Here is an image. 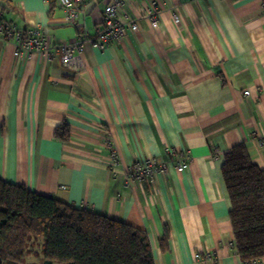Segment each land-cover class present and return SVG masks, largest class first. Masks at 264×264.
Masks as SVG:
<instances>
[{"label":"crops","instance_id":"crops-1","mask_svg":"<svg viewBox=\"0 0 264 264\" xmlns=\"http://www.w3.org/2000/svg\"><path fill=\"white\" fill-rule=\"evenodd\" d=\"M153 1L157 28L143 15ZM109 2L79 4L75 23L56 0H0V14L9 27L40 29L52 46L95 34ZM120 12L138 28L105 49L85 43L80 73L52 50L18 55L16 40L0 36V178L144 229L155 264H244L222 165L244 143L264 168L260 0H132ZM61 125L66 142L55 136ZM107 142L123 168L166 162L169 148L191 160L183 172L172 166L127 185ZM207 253L214 260L197 256Z\"/></svg>","mask_w":264,"mask_h":264},{"label":"trees","instance_id":"trees-1","mask_svg":"<svg viewBox=\"0 0 264 264\" xmlns=\"http://www.w3.org/2000/svg\"><path fill=\"white\" fill-rule=\"evenodd\" d=\"M55 134L63 142L70 138L67 125ZM222 174L234 247L252 264L264 257V168L241 143L225 154ZM32 236L42 239L36 264H155L144 229L0 178V264L24 262ZM167 240L166 230L163 250Z\"/></svg>","mask_w":264,"mask_h":264},{"label":"built area","instance_id":"built-area-1","mask_svg":"<svg viewBox=\"0 0 264 264\" xmlns=\"http://www.w3.org/2000/svg\"><path fill=\"white\" fill-rule=\"evenodd\" d=\"M64 11V19L67 23H75L78 17L79 4H84L89 0H56ZM132 0H111L104 6L103 18L95 34L90 35L88 32H83L78 39L74 41L56 42L52 46L49 45L47 36L36 27L28 29H19L9 27L4 23L0 14V36L9 40H16V53L18 55L24 53L29 57L34 55H45L50 50L57 54L62 65L76 73L83 72L87 69L84 58L85 43H89L98 49L110 47L113 43L123 37L126 29L136 30L138 21L135 18H130L126 13H121L120 9L125 7ZM134 1V0H133ZM262 10L264 11V0H260ZM85 10L83 14H85ZM157 2L153 1L149 8L144 9L143 15L151 22L153 28L159 26L157 19ZM174 20L179 21L177 14H173ZM248 94V92H247ZM264 143V140L261 141ZM111 148L110 158L111 167L122 171V175L126 180V184L138 181L146 183L152 181L156 174L167 172L172 166L178 171L183 172L189 165L191 155L188 151H178L169 148L168 152L171 155L170 160L161 161L157 159H138L129 167H121V163L116 148L111 146L110 142L106 143ZM120 172V171H119ZM198 258L205 261L214 260L212 254L207 253L203 256L197 255ZM252 264H259V260L253 261Z\"/></svg>","mask_w":264,"mask_h":264},{"label":"rangeland","instance_id":"rangeland-1","mask_svg":"<svg viewBox=\"0 0 264 264\" xmlns=\"http://www.w3.org/2000/svg\"><path fill=\"white\" fill-rule=\"evenodd\" d=\"M42 239L36 238L34 236L30 237L29 240V250L28 253L25 256L24 262L21 264H36L38 262V255L40 254V244ZM41 256V254L39 255Z\"/></svg>","mask_w":264,"mask_h":264}]
</instances>
